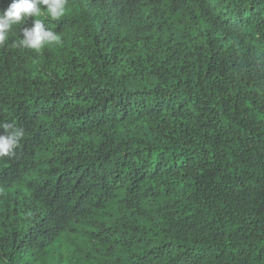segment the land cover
<instances>
[{"label": "trees", "instance_id": "obj_1", "mask_svg": "<svg viewBox=\"0 0 264 264\" xmlns=\"http://www.w3.org/2000/svg\"><path fill=\"white\" fill-rule=\"evenodd\" d=\"M34 19L61 43L14 47ZM11 132L0 264H264V0L41 6L0 46Z\"/></svg>", "mask_w": 264, "mask_h": 264}, {"label": "clouds", "instance_id": "obj_2", "mask_svg": "<svg viewBox=\"0 0 264 264\" xmlns=\"http://www.w3.org/2000/svg\"><path fill=\"white\" fill-rule=\"evenodd\" d=\"M67 0H13L9 7L0 15V46H3L8 39V33L13 25H19L28 18L40 15L41 6L46 7L52 20H59L65 15ZM22 37L13 43L14 47L31 49L39 53L45 45L61 43V36L54 31L45 28L39 19L33 20L32 27H23ZM12 126L4 124L7 132ZM22 132H11L7 135H0V157L15 155V149L19 146Z\"/></svg>", "mask_w": 264, "mask_h": 264}]
</instances>
